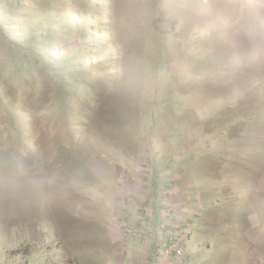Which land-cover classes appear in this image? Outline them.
Returning <instances> with one entry per match:
<instances>
[{
    "label": "rangeland",
    "instance_id": "1",
    "mask_svg": "<svg viewBox=\"0 0 264 264\" xmlns=\"http://www.w3.org/2000/svg\"><path fill=\"white\" fill-rule=\"evenodd\" d=\"M176 231L264 250V0H0V264L145 263Z\"/></svg>",
    "mask_w": 264,
    "mask_h": 264
},
{
    "label": "crops",
    "instance_id": "2",
    "mask_svg": "<svg viewBox=\"0 0 264 264\" xmlns=\"http://www.w3.org/2000/svg\"><path fill=\"white\" fill-rule=\"evenodd\" d=\"M153 194L157 195L158 198V202L161 203V205H158V210H159V214L161 216V218L163 220H165V215L164 214V206L162 205V200L160 198L162 192H159L160 187H159V183H155V185L153 186V188H151ZM159 192V193H158ZM148 198V195H145ZM139 200V199H138ZM136 200V201H138ZM149 201V198H148ZM147 201V202H148ZM146 202V204H147ZM133 203V202H132ZM138 203H140L138 201ZM141 204V203H140ZM138 206L139 208H136V215L138 220H144V218H146L145 213L143 212L142 209H147V211H151V218L153 219L155 218L154 216H156V211H153V208H150V205H147V207L142 206L141 205H131L130 207H136ZM172 207V216L168 215L167 219L169 223H173L175 225V227L177 228V226L179 224V221H181L182 217H183V213H186V211L183 209V205H167V207ZM190 208H192L191 205H188ZM155 208V207H154ZM184 211V212H183ZM143 215V216H142ZM148 216V215H147ZM201 217V213H196L195 214V218L194 219H190L189 223L186 225V228L190 227L191 229H196L197 228V222L199 220V218ZM172 218V220L170 219ZM166 222V221H165ZM134 223L132 222L131 225H133ZM128 225V224H127ZM140 225V224H138ZM181 226L179 225V227L177 228V230L180 228ZM175 237H185L187 236V242H186V249H188V254L186 253L185 250V263L184 264H264V250H260L259 253H257V251H253L251 249H249L246 252H242L240 251L238 252H233V253H229L226 254L225 252H218L217 254H213L209 248V252H205V250L211 246V241L210 240H206V238L199 239L198 238V242H201L199 246L195 245L194 243L191 244L192 241V234H188L187 232H183L181 235H179L177 233V231L175 232ZM208 242V243H205ZM205 243V245H204ZM161 247L160 249H158L156 251L155 247L154 248H148L147 246V250L148 255H146V262L143 263L141 260L142 257L140 256H136L133 253H128L126 256L130 258V261L128 262V264H161V259H163L164 257V253L162 254V250L165 251L164 248V241L161 242ZM188 246V247H187ZM152 251V252H151ZM155 254V255H154ZM170 258V257H169ZM141 259V260H140ZM165 264H182L179 260L175 259V258H170L167 260V262Z\"/></svg>",
    "mask_w": 264,
    "mask_h": 264
},
{
    "label": "built area",
    "instance_id": "3",
    "mask_svg": "<svg viewBox=\"0 0 264 264\" xmlns=\"http://www.w3.org/2000/svg\"><path fill=\"white\" fill-rule=\"evenodd\" d=\"M166 224L163 223L162 228L166 229ZM168 241V240H167ZM165 252L170 257L175 256L177 260H179L182 264L185 263V247L183 246V239L177 240V239H171V241L168 244V248L165 249Z\"/></svg>",
    "mask_w": 264,
    "mask_h": 264
}]
</instances>
